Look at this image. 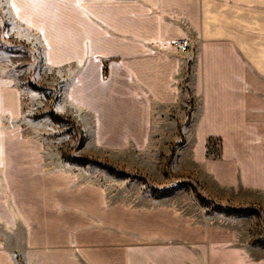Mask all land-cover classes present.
<instances>
[{
	"label": "crops",
	"instance_id": "0c3cea01",
	"mask_svg": "<svg viewBox=\"0 0 264 264\" xmlns=\"http://www.w3.org/2000/svg\"><path fill=\"white\" fill-rule=\"evenodd\" d=\"M8 4L51 68H73L58 113L88 144L144 150L154 120L191 104L178 172L191 168L210 194L264 196V0ZM23 118L21 87L0 77V264H264V247L198 203L112 200L101 183L49 166Z\"/></svg>",
	"mask_w": 264,
	"mask_h": 264
},
{
	"label": "rangeland",
	"instance_id": "374dc122",
	"mask_svg": "<svg viewBox=\"0 0 264 264\" xmlns=\"http://www.w3.org/2000/svg\"><path fill=\"white\" fill-rule=\"evenodd\" d=\"M44 51L40 37L14 19L8 0H0V77L21 87V126L26 135L43 142L49 166L64 167L84 181L101 183L112 200L145 203L164 195L188 211L198 203L211 220L229 219L244 232L242 236L248 233L252 244L264 247L263 195L209 190L218 196L214 197L190 176L194 174L191 168L189 173L178 172V151L188 138L182 123L186 117L185 130H189L193 105L188 104L183 115L171 111L154 120L144 150H99L86 142L71 115L58 113L74 70L51 68ZM184 163L189 167V158Z\"/></svg>",
	"mask_w": 264,
	"mask_h": 264
},
{
	"label": "built area",
	"instance_id": "2783aa9c",
	"mask_svg": "<svg viewBox=\"0 0 264 264\" xmlns=\"http://www.w3.org/2000/svg\"><path fill=\"white\" fill-rule=\"evenodd\" d=\"M174 44L181 51H186L190 47V42L187 39L177 40Z\"/></svg>",
	"mask_w": 264,
	"mask_h": 264
},
{
	"label": "bare ground",
	"instance_id": "6f19581e",
	"mask_svg": "<svg viewBox=\"0 0 264 264\" xmlns=\"http://www.w3.org/2000/svg\"><path fill=\"white\" fill-rule=\"evenodd\" d=\"M97 259V258H96Z\"/></svg>",
	"mask_w": 264,
	"mask_h": 264
}]
</instances>
